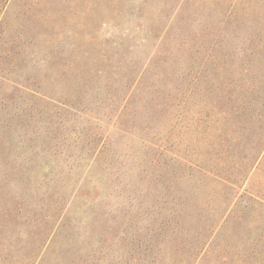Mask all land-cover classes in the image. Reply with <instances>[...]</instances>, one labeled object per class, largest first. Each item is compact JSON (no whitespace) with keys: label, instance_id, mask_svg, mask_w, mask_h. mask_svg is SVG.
<instances>
[{"label":"rangeland","instance_id":"1","mask_svg":"<svg viewBox=\"0 0 264 264\" xmlns=\"http://www.w3.org/2000/svg\"><path fill=\"white\" fill-rule=\"evenodd\" d=\"M0 264H264V0H0Z\"/></svg>","mask_w":264,"mask_h":264},{"label":"trees","instance_id":"2","mask_svg":"<svg viewBox=\"0 0 264 264\" xmlns=\"http://www.w3.org/2000/svg\"><path fill=\"white\" fill-rule=\"evenodd\" d=\"M260 153H261V152L258 153L257 158H258V156H259ZM203 174H205V173L203 172Z\"/></svg>","mask_w":264,"mask_h":264}]
</instances>
